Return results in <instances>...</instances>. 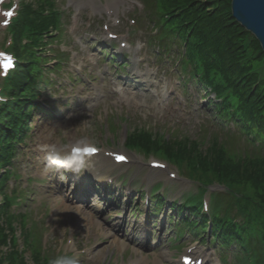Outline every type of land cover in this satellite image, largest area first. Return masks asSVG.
<instances>
[{
	"label": "rangeland",
	"instance_id": "obj_1",
	"mask_svg": "<svg viewBox=\"0 0 264 264\" xmlns=\"http://www.w3.org/2000/svg\"><path fill=\"white\" fill-rule=\"evenodd\" d=\"M109 1L112 0H96V3L75 0L78 8L76 10L75 5L69 4L73 0H69V3L67 0H55L56 6L65 10L62 15V29L56 39L46 47L52 48L51 51H47L49 56L60 57L64 63L59 70L44 69V76L48 77L50 82L41 83L42 87L36 90V96L42 101L49 102L54 108L52 113L54 117L43 115L44 113L40 114L38 110L33 112L32 127L26 139L27 143L19 154V161H16L12 168L21 176L19 175V179H14L16 177L12 174L9 182L7 180L9 189L14 180L17 192H20L19 190L23 187L16 182L21 184V181L29 179L27 187L30 185L33 191L31 194L29 191L26 192L28 196L24 197L23 201H19L15 210L12 209V211L28 212L26 225L30 229L36 226L35 230L39 232V235L43 232L41 242L42 244L46 242L44 246L50 254L60 256L62 252L69 254L76 249L72 258L66 257L67 259H65L71 261L72 264H125V260L141 258L145 259L141 261L142 264H156V256L163 248L168 251L166 258L163 259L164 264H180L179 256L185 248L182 246L179 250V242H176L175 238L178 235V225H180L178 220H181V217L178 216L176 219V215L173 214L176 211L167 206L163 210L160 209L161 213L155 214L154 209L149 212L150 203H146V198L142 199L139 192L143 194L142 184L152 186L157 179L163 178L170 182L168 194L170 196L169 203L172 204L174 198L182 199L183 196H186L185 191L191 187L192 181L190 182L187 178L172 179L163 172L158 173L154 178L156 171L152 170L147 162L137 163L131 168H124L125 165H119V168L113 166V169L107 171L106 175L102 177L103 181L97 182L102 184L103 188L105 180H111V188H115L120 193L116 198L107 199L106 194L109 193V189H103L101 194L96 184L91 182L96 178L92 170H83L84 167H78L74 171L77 176L65 175L62 180L61 173L65 170L70 171V167L61 162V157L54 156L57 153H66L72 142L87 143L90 141L108 150L116 149L118 146L124 148L127 131L136 125H145L158 129L157 131H167L174 127L176 130L179 129L177 131L180 134H186L191 139L199 137L197 134H200L199 138L205 137V141L212 138L216 132L219 133L216 123L208 126L210 122H214L198 114L195 101H193L195 107L188 105L190 110H185L180 106L184 98L181 94L182 89H173L177 83L170 75L169 70H163L151 63L156 55V51L153 52V46L145 56H142L140 61L144 62L141 63L143 65L140 68L149 65L151 72L160 73V78L153 84V89L148 82H146L148 83L147 90L145 87L140 88L138 81H134L132 78L135 73L128 70V79L133 80L136 84L126 85V89L123 88V92L120 94L123 102L117 103L118 108L109 109L108 115L101 111L80 112L78 110L79 106L87 103L100 91L109 94L120 83L112 81L111 74L108 72L103 73V65L97 63V60H101L99 59L100 52L96 51L93 41L87 38L88 32L95 31L98 19L105 17L107 20L111 19L110 22H112L116 17L123 18L121 12L125 13L124 6L127 4L129 5L128 14L131 15L134 11L143 20L142 25L139 26L140 30L133 35L135 41L143 40L144 31L152 32L155 29V26L150 24L151 17L148 12L146 13L147 10L144 8V11L141 5L144 0L124 2L118 0L119 4L111 8L110 13L102 6L104 3L108 4ZM100 5L103 8H98ZM127 12L124 16L128 15ZM92 14L97 17L92 23V27L86 30L84 26L88 21H91L89 18ZM3 19L4 17L0 13V44L7 38V33H4L5 21ZM127 21L128 17L126 16L119 25L125 26ZM155 41L154 43L158 45ZM159 59L161 58L159 57ZM137 66L132 68L135 69ZM135 77L140 78V76ZM0 82H2L1 75ZM73 84H75L74 87ZM153 91L159 93V96L155 97ZM164 95L167 96L164 97ZM87 96L89 99L84 100V97ZM110 97V103H115L116 99L111 93ZM143 102H146L145 106H141L144 104ZM70 113L73 115L68 116ZM242 135L237 133L238 139H236L241 147L244 146L239 139L240 137L244 138ZM106 155L108 156L109 153ZM143 157L138 156L139 159L146 161ZM90 161L92 160L90 159ZM80 162L87 164L82 160ZM49 163L53 169L54 166L63 165L60 169L53 171L57 177L52 175L51 180L49 177L45 178V175L51 171ZM87 167L90 168V165ZM124 172H127L129 181H126V176L120 178ZM39 176H42L45 182H36L40 178ZM86 176H90V180H84ZM84 200L93 209L86 210L79 206V202ZM101 207L104 209V213L96 210ZM171 222L172 226L167 227L166 225ZM14 223L17 226V223ZM14 231L18 234L17 227ZM189 231L192 230L188 228V233L186 231L185 235L187 234L188 237H184L186 240L194 237ZM161 233L164 234V239L160 238L159 234ZM166 238L172 240L168 241ZM152 240H154L153 243ZM69 241H72L75 249L70 246ZM204 243L206 246L208 245L206 241ZM184 246L188 247L189 243H184ZM212 247H215V244H212ZM2 248L5 247L2 246ZM231 250H212L211 253L215 252L213 264H220V252L232 258ZM27 257L30 258L28 254ZM240 258V256L234 257V262Z\"/></svg>",
	"mask_w": 264,
	"mask_h": 264
},
{
	"label": "trees",
	"instance_id": "obj_2",
	"mask_svg": "<svg viewBox=\"0 0 264 264\" xmlns=\"http://www.w3.org/2000/svg\"><path fill=\"white\" fill-rule=\"evenodd\" d=\"M153 4L152 21H161L159 38H172L170 33H177L187 42L196 77L209 93L215 91L221 98L219 102L210 98L209 104L221 117L234 118L239 128L252 136L255 148L258 143L260 151L256 148L240 153L216 138L204 143L186 136H162L139 127L128 131L126 141L184 162L188 172L204 184L216 177L225 179L228 193L220 205L227 202L229 211L221 217L217 210L213 233L222 244L238 242L246 252L247 264H264L261 249L250 241L255 239L264 248V77L255 67L256 60H264V50L232 15L231 0H153ZM54 5V0L22 1L17 33L29 24L34 48L20 46L17 39L15 49L20 60L7 82L10 98L0 108V264H53L40 251L38 234L35 227L26 225V214L9 212L11 199L3 190L14 146L11 139L25 133L32 108L45 110L34 99L39 83L48 81L42 62L51 59L47 53L51 48L46 45L58 32L60 15ZM248 42L250 49L245 45ZM161 203L158 200L157 206ZM233 208L246 214L245 225L232 220ZM187 209L183 221L197 230L204 228L206 218L194 207Z\"/></svg>",
	"mask_w": 264,
	"mask_h": 264
},
{
	"label": "water",
	"instance_id": "obj_3",
	"mask_svg": "<svg viewBox=\"0 0 264 264\" xmlns=\"http://www.w3.org/2000/svg\"><path fill=\"white\" fill-rule=\"evenodd\" d=\"M234 17L252 31L264 48V0H232Z\"/></svg>",
	"mask_w": 264,
	"mask_h": 264
},
{
	"label": "bare ground",
	"instance_id": "obj_4",
	"mask_svg": "<svg viewBox=\"0 0 264 264\" xmlns=\"http://www.w3.org/2000/svg\"><path fill=\"white\" fill-rule=\"evenodd\" d=\"M88 1L89 2H95L96 3V0H85V2H88ZM112 3L113 4H116V0H112V2H110V1L108 2L107 10L110 9V6H111ZM103 158L106 159L107 157H103ZM96 159H99V162H96L94 164L92 163L93 164V171H94V174L98 178H101L102 176H105L104 170L105 169H108L109 168V165L108 164H105V161H103L100 157H96ZM122 245H125V243H122ZM167 253H168L167 249H162L159 252V254L156 256L155 263L162 264V259L166 258Z\"/></svg>",
	"mask_w": 264,
	"mask_h": 264
},
{
	"label": "snow or ice",
	"instance_id": "obj_5",
	"mask_svg": "<svg viewBox=\"0 0 264 264\" xmlns=\"http://www.w3.org/2000/svg\"><path fill=\"white\" fill-rule=\"evenodd\" d=\"M6 15H11V13L9 12ZM5 23H6V21H5ZM5 67L9 68V69L11 68V60H10V58L7 60V63L5 64ZM87 151L95 152L96 150L95 149H88ZM117 159L118 160H124L125 157L124 156H118ZM185 259H187V258H185Z\"/></svg>",
	"mask_w": 264,
	"mask_h": 264
},
{
	"label": "clouds",
	"instance_id": "obj_6",
	"mask_svg": "<svg viewBox=\"0 0 264 264\" xmlns=\"http://www.w3.org/2000/svg\"><path fill=\"white\" fill-rule=\"evenodd\" d=\"M56 264H72V262L69 260H61V261H57Z\"/></svg>",
	"mask_w": 264,
	"mask_h": 264
}]
</instances>
